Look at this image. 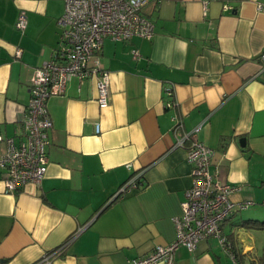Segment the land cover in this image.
I'll return each instance as SVG.
<instances>
[{"label": "crops", "instance_id": "1", "mask_svg": "<svg viewBox=\"0 0 264 264\" xmlns=\"http://www.w3.org/2000/svg\"><path fill=\"white\" fill-rule=\"evenodd\" d=\"M64 12L65 0H0V135L20 133L31 78L58 48ZM143 14L153 39L103 43L107 108L93 78H74L47 102L53 128L42 185L8 194L0 167V264L48 255L45 264H129L170 245L193 180L176 143L198 126V140L215 151L212 173L239 188L223 234L237 263L264 264V228L247 224L264 222V0H150ZM5 151L0 143V157ZM133 176L137 187L118 197ZM237 263L216 238L176 253V264Z\"/></svg>", "mask_w": 264, "mask_h": 264}, {"label": "built area", "instance_id": "2", "mask_svg": "<svg viewBox=\"0 0 264 264\" xmlns=\"http://www.w3.org/2000/svg\"><path fill=\"white\" fill-rule=\"evenodd\" d=\"M149 2L65 0V12L58 21L59 46L52 59L36 69L31 78V100L21 120L20 133L16 137L0 135V143L6 146V151L0 157L6 193L15 194L28 185H42L49 165L48 134L53 128V121L47 102L52 96L63 95L74 78L80 82L93 78L96 80L99 107L103 109L110 105V72L102 68L100 60L103 43L106 39L117 42H130L137 37L153 39L155 25L143 14ZM207 4L208 1H205V9ZM27 24V16L22 12L17 29L24 33ZM21 53L19 50L17 56L20 57ZM132 53L139 58L137 50ZM261 61L264 68V53ZM166 95L174 98L171 88L166 89ZM175 105L170 101L166 108ZM180 127L182 125L177 121L174 130ZM96 129L97 133L101 132L100 124L96 125ZM200 130L201 126H198L189 133H183L176 143L177 147L187 149L188 161L193 165V180L181 203V215L173 218L177 234L175 241L168 246H158L148 256L130 260L129 264H176V253L180 247L193 253L201 242L209 238H216L236 260L231 244L223 234L222 225L235 211L230 196L239 188L212 173L215 151L198 140ZM136 187L137 177L133 176L122 186L118 197ZM248 205L249 202L239 207L246 208ZM50 259L48 255L38 264H45Z\"/></svg>", "mask_w": 264, "mask_h": 264}, {"label": "trees", "instance_id": "3", "mask_svg": "<svg viewBox=\"0 0 264 264\" xmlns=\"http://www.w3.org/2000/svg\"><path fill=\"white\" fill-rule=\"evenodd\" d=\"M247 224H251L253 227H259V228H264V222H259V221H250L248 222ZM232 250V248H231ZM234 254V252H232ZM235 257H236V254H234ZM236 263H237V259H236ZM239 264V263H237ZM240 264H243L241 261H240Z\"/></svg>", "mask_w": 264, "mask_h": 264}, {"label": "rangeland", "instance_id": "4", "mask_svg": "<svg viewBox=\"0 0 264 264\" xmlns=\"http://www.w3.org/2000/svg\"><path fill=\"white\" fill-rule=\"evenodd\" d=\"M262 248H263V247H262ZM262 248H261V249H262ZM260 252L262 253V251H260Z\"/></svg>", "mask_w": 264, "mask_h": 264}, {"label": "water", "instance_id": "5", "mask_svg": "<svg viewBox=\"0 0 264 264\" xmlns=\"http://www.w3.org/2000/svg\"><path fill=\"white\" fill-rule=\"evenodd\" d=\"M242 141H244V139Z\"/></svg>", "mask_w": 264, "mask_h": 264}]
</instances>
